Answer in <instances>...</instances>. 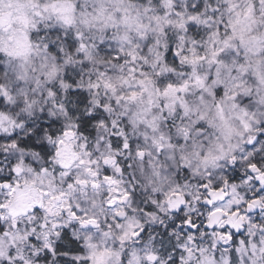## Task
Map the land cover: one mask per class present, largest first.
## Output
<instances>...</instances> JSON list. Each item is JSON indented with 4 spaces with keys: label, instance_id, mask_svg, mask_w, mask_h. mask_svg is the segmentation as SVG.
Segmentation results:
<instances>
[{
    "label": "snow or ice",
    "instance_id": "1",
    "mask_svg": "<svg viewBox=\"0 0 264 264\" xmlns=\"http://www.w3.org/2000/svg\"><path fill=\"white\" fill-rule=\"evenodd\" d=\"M0 264H264V0H0Z\"/></svg>",
    "mask_w": 264,
    "mask_h": 264
}]
</instances>
